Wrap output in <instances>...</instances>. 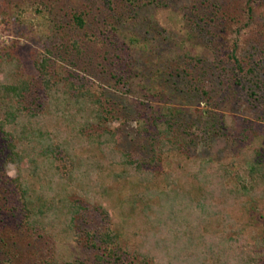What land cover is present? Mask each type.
Wrapping results in <instances>:
<instances>
[{"label": "trees", "instance_id": "trees-1", "mask_svg": "<svg viewBox=\"0 0 264 264\" xmlns=\"http://www.w3.org/2000/svg\"><path fill=\"white\" fill-rule=\"evenodd\" d=\"M75 19L85 24L82 15ZM18 61L0 59L1 153L20 164L18 177L7 176L16 197L5 203L19 226L50 239L45 264L79 263L54 243L85 235L94 264H264V143L241 146L234 157H194L177 127L182 110L170 106L148 118L138 112L151 154L134 157L109 125L121 112L110 93H96L72 69L53 75L51 57L36 61L37 81L21 76ZM172 155L177 162L158 175ZM129 183L137 191L121 200L122 218L98 231L81 227L83 211L108 215L104 201H120ZM128 235L133 240L124 243Z\"/></svg>", "mask_w": 264, "mask_h": 264}, {"label": "rangeland", "instance_id": "rangeland-1", "mask_svg": "<svg viewBox=\"0 0 264 264\" xmlns=\"http://www.w3.org/2000/svg\"><path fill=\"white\" fill-rule=\"evenodd\" d=\"M6 55L19 59L27 79L37 81L36 61L51 57L53 75L72 69L96 93H110L121 112L109 125L134 157L151 154L138 112L148 118L170 106L182 110L177 127L194 157H234L241 146L264 143V0H0V59ZM1 143L0 264H45L50 239L19 226L5 203L16 197L7 176L18 177L20 164L4 159ZM177 158H165L157 174ZM136 191L129 183L120 201ZM120 201H104L108 215L83 211L79 224L98 231L122 218L127 202ZM82 241H57L54 249L76 264H94L86 235Z\"/></svg>", "mask_w": 264, "mask_h": 264}]
</instances>
